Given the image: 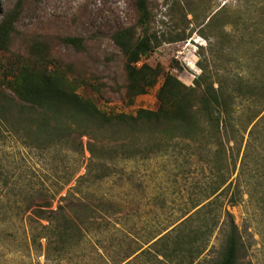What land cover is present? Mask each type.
I'll use <instances>...</instances> for the list:
<instances>
[{
  "label": "rangeland",
  "instance_id": "1",
  "mask_svg": "<svg viewBox=\"0 0 264 264\" xmlns=\"http://www.w3.org/2000/svg\"><path fill=\"white\" fill-rule=\"evenodd\" d=\"M136 1L24 0L8 49L0 50V85L13 96L7 86L12 80L10 70L41 58L43 65L66 70L77 82L76 92L90 98L106 115L155 109L163 77L145 93L128 99L125 58L112 40L116 30L135 24ZM146 1L151 15L147 30L160 42L136 67L143 63L160 66L186 85L193 84L202 64L212 73L215 65L221 64L223 72L264 80V23L260 22L264 0ZM16 2L0 0V21ZM223 4L237 15V23L226 26L232 35L231 54L215 60L207 51L201 23ZM137 31L140 33V28ZM63 36L80 37L83 48L76 50L62 42ZM183 36L185 39H178ZM37 51L41 55L37 56ZM254 110L250 101L238 100L237 143L226 153L229 165L225 176L227 182L232 181L228 196L235 188L248 131L257 120L243 130L246 112ZM262 114L264 110L259 116ZM263 128L258 125L251 137L246 157L251 169L264 158V139L260 143ZM87 130L88 134L80 137L81 149L74 141L39 148L27 143L22 131L16 133L0 122V264H157L152 242L211 199L216 200L210 207L213 213L221 216L228 210L238 226L243 242L238 264H264V176L258 179V172L252 176V170L247 177L251 184L240 183L241 200L229 205L228 196L220 194L223 186L216 189L220 179L213 162L206 160L211 155L207 148L180 140L166 150H156L153 142L142 138L140 153L125 158L122 148L118 149L125 133L96 124ZM89 143L92 153L87 149ZM103 173L107 174L98 178ZM79 176L83 178L77 181ZM44 198L51 201L49 207L37 205ZM85 204L92 211L82 209ZM77 206L84 234L68 251L58 255L50 249L48 255V220L35 216L33 210L61 207L71 211ZM221 221L220 217L205 249L192 264H217L225 237ZM142 249L149 251L139 254Z\"/></svg>",
  "mask_w": 264,
  "mask_h": 264
},
{
  "label": "trees",
  "instance_id": "2",
  "mask_svg": "<svg viewBox=\"0 0 264 264\" xmlns=\"http://www.w3.org/2000/svg\"><path fill=\"white\" fill-rule=\"evenodd\" d=\"M23 1L17 0L0 21V50L8 49L14 22L20 14ZM188 5L191 9V2ZM136 8L138 17L135 24L116 30L112 34V40L121 49L125 58L127 79L125 96L128 99L145 93L156 84L159 77H163L156 93L158 104L155 109L139 108L135 114L106 115L90 98L76 92L77 82L66 70L58 66L51 68L43 65L40 58L34 63L22 64L10 70L12 80L7 86L11 88L13 96L7 94L0 85V122L16 133L22 131L27 143L39 148L74 141L78 149H81L80 137L88 134L87 128L91 124L105 126L112 132L125 133L118 144L120 147L118 149L122 148L125 158L140 153L142 138L147 143L153 142L156 150H166L172 143L187 140L211 152L206 160L213 162L217 179H220L216 189L223 186L220 194L227 197L232 181L227 182L225 176L226 167L229 165L226 153L237 143L239 130L236 123L237 119L241 118L237 113V102L250 101L256 110L246 112L247 118L242 129L246 130L255 119L257 120L248 131L249 140L240 161L235 188L233 187L226 199L229 205L237 204L242 198L240 183L251 184L247 177L252 170L254 171L252 176L257 172L258 179L264 176V158L254 169H251L250 160L246 158L249 156L251 137L257 126L260 124L264 126V114L259 116L264 110V80H250L236 73L223 72L224 67L221 64H216L212 73L207 69V65L202 64L201 72L193 79V84L186 85L172 72H164L160 66L152 67L143 63L136 67L140 58L147 56L160 42L155 33L147 30L151 17L147 1L137 0ZM191 15L193 18L196 17L193 13ZM236 19L237 15L229 12L225 4L212 14L204 16L201 23L202 32L208 40L207 51L215 60L216 57L231 54L232 35L226 26L235 25ZM260 22L264 23L263 16ZM138 28L141 30L140 33L137 31ZM244 29L247 30L248 25H245ZM178 39H185V36ZM60 40L76 50L83 48L80 37L63 36ZM37 54L41 55L39 51ZM263 139L264 132L260 143ZM87 149L93 152L90 143ZM102 166L104 165L101 164ZM247 167L249 170L246 172ZM106 174L103 173L98 178ZM82 178L83 176H79L76 180ZM216 189L211 195L216 193ZM248 194L252 196L253 192L248 190ZM217 196L218 194L215 198ZM259 200L262 201L263 197L260 196ZM215 201L214 199L207 201L171 230L163 234L158 233L161 235L151 244L157 264H192L205 249L209 236L219 225L220 217L222 218L220 227L225 237L217 264H238L243 249L238 226L228 210L224 209L221 216L213 213L214 209L210 207ZM37 205L49 207L51 201L44 198L43 202ZM60 208L33 210L35 216L48 220L45 226L48 231L45 235L48 255L50 249L55 250L58 255L68 251L81 239L85 231L78 223V206L73 207L71 211ZM81 208L92 211L90 205L85 204ZM148 251L149 249H142L139 254Z\"/></svg>",
  "mask_w": 264,
  "mask_h": 264
}]
</instances>
